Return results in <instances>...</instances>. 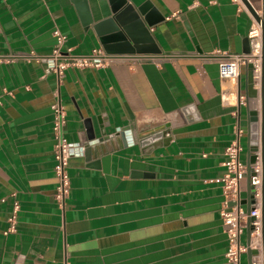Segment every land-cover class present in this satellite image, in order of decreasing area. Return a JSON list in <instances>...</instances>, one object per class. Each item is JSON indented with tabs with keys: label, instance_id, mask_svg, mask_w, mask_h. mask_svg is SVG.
Wrapping results in <instances>:
<instances>
[{
	"label": "crops",
	"instance_id": "0c3cea01",
	"mask_svg": "<svg viewBox=\"0 0 264 264\" xmlns=\"http://www.w3.org/2000/svg\"><path fill=\"white\" fill-rule=\"evenodd\" d=\"M241 1L127 0L135 9L147 3L150 22L140 18L160 53L69 66L58 79L47 66L53 30L77 55L102 49L95 31L72 0H0V264H234L220 179L238 130L240 160L249 157L240 126L248 64L235 81L221 79L214 53L245 52L251 13ZM248 1L260 12L261 0ZM87 2L94 22L111 16L110 0ZM56 101L63 135L82 144L68 162L62 208ZM249 180L240 181L246 210ZM250 238L248 226L241 243ZM237 264H250L247 251Z\"/></svg>",
	"mask_w": 264,
	"mask_h": 264
},
{
	"label": "built area",
	"instance_id": "2783aa9c",
	"mask_svg": "<svg viewBox=\"0 0 264 264\" xmlns=\"http://www.w3.org/2000/svg\"><path fill=\"white\" fill-rule=\"evenodd\" d=\"M240 2L241 0H232ZM242 2V1H241ZM257 12V10H256ZM258 14V13H257ZM260 15V14H258ZM56 37L51 53L47 58L48 69L56 74L58 79L64 74V70L69 66H104L114 55L107 54L103 49L95 48L88 55H77L72 52L71 47L64 48L66 36L61 34L58 29L53 30ZM247 38L249 40V52L231 53L217 51L214 54L218 56V73L221 79L235 81L240 73V68L244 64L252 65L253 78L256 82L260 80L261 73V50H262V29L261 23L251 14V25ZM241 96L240 103H245ZM54 114L52 122V131L55 138L54 171L58 179V184L54 198L57 205L62 208L70 188V179L67 172L68 162L71 156L82 151V146L69 142L62 133V127L65 119V109L63 105L56 101L52 105ZM240 130L236 132L235 137L230 141L224 150L223 166L225 172L220 179L222 182L224 201L220 209L222 225L228 239V250L226 258L237 264L240 254L247 251L248 248L256 249L257 252L251 255V264H263L262 256V164L260 152L255 151V160L250 164V194L251 207L246 210L240 204V181L247 174V165L240 160L242 147L239 143ZM232 202L231 205L228 203ZM18 209L15 204L14 210ZM249 218H252L251 220ZM10 226L7 231L15 229L14 216L10 217ZM250 227V243L243 245L241 235L245 228Z\"/></svg>",
	"mask_w": 264,
	"mask_h": 264
},
{
	"label": "water",
	"instance_id": "95a60500",
	"mask_svg": "<svg viewBox=\"0 0 264 264\" xmlns=\"http://www.w3.org/2000/svg\"><path fill=\"white\" fill-rule=\"evenodd\" d=\"M111 16L94 22L90 14L87 0H72L78 12L80 21L84 27H89L95 31L98 40L105 53L111 55H131L140 53H160L157 48L151 44L152 37L148 32L147 26L140 18L144 15V20L150 22L149 14H146L145 8L147 3L135 9L127 0H110ZM252 16L261 23L262 29V50H261V73L259 90L254 88L255 80L253 78L252 65L248 64V72L246 79V114L245 118L240 120L241 129L248 135V161L247 176L252 175L250 164L255 160V151L260 152L262 164V206H261V223H262V256L264 264V0H261V14L258 15L256 9L248 0H242ZM150 24V23H149ZM145 43V44H143ZM147 44V45H146ZM247 48L245 52H249V40L247 39ZM148 46V48H146ZM150 48V49H149ZM149 49V50H146ZM260 96V110L257 108V97ZM238 117L240 118V106L238 107ZM125 133L119 132L116 136L125 139ZM107 136L103 140H107ZM126 140V139H125ZM82 145V144H80ZM89 147L84 148L88 152ZM252 202L250 191L247 199ZM249 210V209H248ZM250 220L252 218H249ZM256 249H247V253L251 259V255L256 253ZM251 264V262H250Z\"/></svg>",
	"mask_w": 264,
	"mask_h": 264
},
{
	"label": "bare ground",
	"instance_id": "6f19581e",
	"mask_svg": "<svg viewBox=\"0 0 264 264\" xmlns=\"http://www.w3.org/2000/svg\"><path fill=\"white\" fill-rule=\"evenodd\" d=\"M257 13H258V14H261V11H260V12H259V11H257ZM228 96H229V95H228ZM232 97H233V96H232Z\"/></svg>",
	"mask_w": 264,
	"mask_h": 264
}]
</instances>
